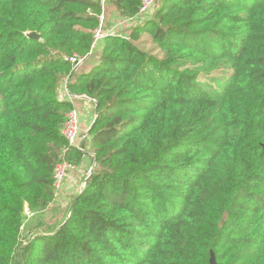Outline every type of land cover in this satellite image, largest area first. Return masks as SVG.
I'll return each instance as SVG.
<instances>
[{
  "label": "trees",
  "instance_id": "trees-1",
  "mask_svg": "<svg viewBox=\"0 0 264 264\" xmlns=\"http://www.w3.org/2000/svg\"><path fill=\"white\" fill-rule=\"evenodd\" d=\"M106 3L130 21L142 0ZM102 14L99 0H0V264L19 250L23 264H264V0H164L129 37L95 42ZM64 82L97 101L96 167L61 227L21 248L56 166L84 159L62 135Z\"/></svg>",
  "mask_w": 264,
  "mask_h": 264
},
{
  "label": "rangeland",
  "instance_id": "rangeland-1",
  "mask_svg": "<svg viewBox=\"0 0 264 264\" xmlns=\"http://www.w3.org/2000/svg\"><path fill=\"white\" fill-rule=\"evenodd\" d=\"M163 1L164 0H157L155 7L149 12L148 15L140 16L130 22L120 19L114 12H112L107 3H105L104 18L106 17V20L104 19L103 32L106 35L110 33H120L123 36L129 37V33L133 28L142 25L146 21H149L153 18L154 12L162 5ZM147 40H150L149 37L143 35V41L145 42V46H143V48L146 51H149L153 48V46H149L146 42ZM98 56L99 52L95 50L92 60L85 65L86 71H90L99 64ZM89 151L91 153L92 149L90 148ZM82 171L80 172L76 170L74 173H72L73 178L70 180L69 184L73 187L74 191L71 194L63 195L62 193H59L57 200L46 211L35 216L31 215L27 217L21 237V248L33 241L37 235H50L54 230L60 228L64 221H66V219L70 216L73 199L79 194L81 185L87 180L89 176L88 170H84L83 168ZM78 177L79 179H77ZM20 252V250L17 252L14 264H23Z\"/></svg>",
  "mask_w": 264,
  "mask_h": 264
},
{
  "label": "built area",
  "instance_id": "built-area-1",
  "mask_svg": "<svg viewBox=\"0 0 264 264\" xmlns=\"http://www.w3.org/2000/svg\"><path fill=\"white\" fill-rule=\"evenodd\" d=\"M101 2L102 5V9H103V14L101 15V19H100V27L96 32V36H95V42H97L99 39L104 38L105 36H107L104 32H103V26H104V5L106 3V0H99ZM157 3V0H142L141 3V8H140V13H139V17L140 16H146L149 14V12L155 7ZM132 21V20H130ZM127 21V22H130ZM113 34V33H110ZM92 55V51L89 52V54H87L84 57H80L78 55H73L69 58V62L72 65L73 70H77L82 64L85 63V61ZM66 94L68 96V99L71 101L72 98H74V96H77L75 94H72L69 89H68V82L65 84L64 86ZM92 101L96 104L97 101L92 99ZM62 135L64 136V138L66 139V141L69 143V145L75 149H78L80 151H82L84 154L86 153V149L83 146L84 140L87 137V135L82 134L79 128V112L76 108H74L68 115H67V119L66 122L64 123L63 129H62ZM92 166L89 170V176L87 178V180L81 185L80 187V191L79 193H81L87 186V181L90 178V176L93 174L94 169L96 167V159H95V155L92 154ZM78 165H74L72 164L69 160L67 159H63L55 168L54 171V187H55V191H56V195H55V201L57 200V196L59 195V193H61L64 190V185L65 182L68 179L73 178V174L77 169ZM54 201V202H55ZM26 214L28 216H31L32 214L27 210Z\"/></svg>",
  "mask_w": 264,
  "mask_h": 264
},
{
  "label": "crops",
  "instance_id": "crops-1",
  "mask_svg": "<svg viewBox=\"0 0 264 264\" xmlns=\"http://www.w3.org/2000/svg\"><path fill=\"white\" fill-rule=\"evenodd\" d=\"M66 82H64L60 87H59V95L63 99H68V96L65 91V86ZM71 102L74 105V108H76L79 112V128L82 134L87 135V137L84 140V143L89 144V131L93 125V123L96 120L97 117V103L95 104L91 98L85 95H77L74 96V98L71 99ZM91 146L85 145L86 153L84 155V159L80 165L77 166L78 171L88 170L91 167L92 164V153H90L89 149ZM83 172V171H82ZM82 174V173H81ZM72 179V178H71ZM68 179L65 182L64 185V190L61 192L63 195L66 194H71L74 189L73 187L69 184L70 180ZM79 179V177L77 178ZM86 180V179H85Z\"/></svg>",
  "mask_w": 264,
  "mask_h": 264
},
{
  "label": "water",
  "instance_id": "water-1",
  "mask_svg": "<svg viewBox=\"0 0 264 264\" xmlns=\"http://www.w3.org/2000/svg\"><path fill=\"white\" fill-rule=\"evenodd\" d=\"M26 36L32 40H36V41H40L41 40V35L36 33V32H29V33H26ZM211 264H217L216 262V258L215 256L213 255L212 256V260H211Z\"/></svg>",
  "mask_w": 264,
  "mask_h": 264
}]
</instances>
